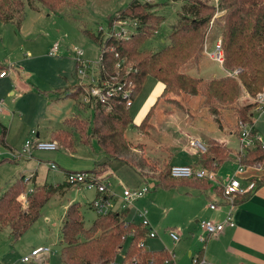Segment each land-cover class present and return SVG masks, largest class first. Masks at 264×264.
<instances>
[{"label": "rangeland", "instance_id": "rangeland-1", "mask_svg": "<svg viewBox=\"0 0 264 264\" xmlns=\"http://www.w3.org/2000/svg\"><path fill=\"white\" fill-rule=\"evenodd\" d=\"M131 1L66 0L57 12L48 11L39 4H36L39 10L32 9L25 4L24 17L20 25L15 21L0 23V66L2 65L0 68L7 72L5 77L0 78V107L2 109L0 111V192L17 179L20 173H24L25 178L30 176L28 183L22 180L26 189L32 187L34 191L37 190L36 188L39 186L32 182V172L35 169L38 180L40 183H45V187L54 185L58 180L61 181L60 174L47 169L46 162L49 161H53L63 168H69L68 170L95 168L97 164L104 161V154L96 147L94 139L91 141V145H86L80 142L82 138L75 130L70 131L71 134L66 137H59L54 133L70 130V127L68 128L64 122L70 117L77 118L79 122L83 123L91 119V109H89L91 101L83 93H79L77 98H74L69 94L76 92L77 89L66 88L70 86L69 84L87 81V78H83L78 72V68L76 69L77 51L82 52L81 58L91 64L88 73L97 76L101 47L94 37L100 34V38L106 39L115 17ZM187 1L141 0V2H149L151 5L146 11L154 12L161 17V21L156 25V31L142 42L143 50L158 51L167 45L171 26L177 22L182 6ZM201 1L213 3V0ZM216 13L220 14L216 16L214 23L209 27L203 47L197 52L196 59L188 62L187 67L183 69L191 75L204 77L202 78L204 81L220 78L226 72L231 71L207 55L208 51L213 50L214 43L220 39V22L223 11H216ZM123 28L127 31L126 34L133 33L131 25H125ZM120 29L121 27L117 26V30ZM55 44H58L59 47L56 55L51 56L49 51ZM196 67L199 70L197 73L195 72ZM161 91L162 85L159 81L152 77L145 79L129 109L133 123H139L144 119V111L147 110L150 102L161 96ZM262 91L264 92L263 89L260 92ZM63 93L64 96L61 97ZM181 94V98L185 101L191 95ZM198 95L197 101L200 109L193 110V117L201 119L202 126H205L204 131L211 130L210 127L213 128L216 125L214 119L217 114L203 102L202 94ZM256 95L250 96L244 93L242 95L243 104L253 102ZM65 96H70L73 99ZM162 97L166 99L165 101H169L167 105L179 107L174 104L175 97L173 98L170 93ZM77 99L78 106H76ZM179 103L182 106L179 108H183V103L181 101ZM217 105H215L216 110ZM261 106L262 111L255 112L256 122L259 120V113L264 112V100ZM230 109L232 110V108ZM231 110L223 111V113H227L224 119L230 123L231 128H234L233 120L236 115ZM77 111L79 112L76 113ZM190 117L192 118L191 115ZM196 120L193 122L195 123ZM260 123L258 121V127ZM3 127L6 129L5 136L2 133ZM32 130L35 133L38 132V138L41 141L50 140L54 134L59 140L60 149L53 152L32 149L30 156L14 157L26 140L36 139L35 135L31 134ZM262 140H264V135H262ZM136 142L137 140H131L130 145L136 148L134 145ZM68 145H73L72 150ZM134 153L142 156L140 151H134ZM143 159L145 164L140 169L131 168L119 160H112L110 167L103 166L98 170L93 168L90 171L95 173L101 181L110 176L105 181L106 185L109 183V189L117 195H121L124 188L134 189L143 185L155 184L153 179L144 181V177L153 176L156 178L163 172L164 153L154 154L153 160L148 162L144 157ZM176 161L174 160V162ZM262 165H264V161ZM234 168L230 162H224L217 167L215 172L219 175L218 178L224 180L227 175L233 173ZM26 189L24 188V190ZM193 195L201 197L195 203L197 211L204 210L208 206L205 193L193 190ZM92 196L93 191H70L62 198L57 194H52L40 208L39 217L19 238H13L8 227L0 229V264H22L21 258L24 255L30 253L33 248L44 245L50 247L51 250L47 264H63L60 256L63 246L61 225L65 218V209L71 200L79 203V213L82 215L83 224L85 227H89L97 218L96 212L89 207ZM173 197L174 193L162 186L151 187L142 199L134 203L128 216L133 218L137 224L139 220L141 221L139 212L146 210V218L158 232L155 238L147 236L143 239L144 248H140L141 251L166 250L170 255L160 264H167V260L169 262L173 260L174 264H191L190 252L196 251L203 244L198 243L196 235L193 236L195 223L193 222L192 230V224L184 210H174L172 216L168 215V212L164 214L163 209L169 211L176 207V200L172 206H169ZM173 226L180 233V241H177L176 244L173 243L166 231L167 228ZM129 241L130 238L124 241L112 261L117 264L139 263V258L136 255L123 261ZM149 260L148 256L144 258L146 263Z\"/></svg>", "mask_w": 264, "mask_h": 264}, {"label": "trees", "instance_id": "trees-1", "mask_svg": "<svg viewBox=\"0 0 264 264\" xmlns=\"http://www.w3.org/2000/svg\"><path fill=\"white\" fill-rule=\"evenodd\" d=\"M24 1L0 0V23L15 21L20 25L25 4L37 10L39 8L36 4H39L48 11L57 12L66 0ZM149 7L151 5L148 2L132 0L115 17L135 23V31L128 38L117 39L108 35L103 39L100 34L94 37L101 47V76L114 74L116 66L119 65V80L132 89L133 102L147 77L159 81L163 85L161 96L170 93L173 98H177H174V104L179 107H182L178 101L181 93H201L203 102L211 111L215 112L216 104L229 106L236 115L237 127L239 122L249 123L252 125L251 133L256 134L252 124V112L257 103L253 101L243 104L242 95L247 93L254 96L264 88V0H220L217 6L201 0H188L182 6L177 22L171 26L169 42L158 51L141 48L142 42L154 33L156 25L161 21L160 15L146 11ZM216 11H223L220 22L222 65L231 71L238 68L239 72L236 75L225 73L220 78L204 81L183 69L188 62L196 59L197 52L203 47L210 20ZM75 65L77 69L78 61ZM88 87V84L77 83L72 87L77 91L70 92L69 95L74 98L79 93L85 95ZM90 101L91 119L83 123L77 118H69L64 122L70 130L58 131L56 136L66 137L71 134L70 131L75 130L87 144L95 138L96 147L103 152L105 159L94 170L110 166L112 160H119L134 169L142 168L145 164L143 157L134 153L124 136L127 127L133 125L130 107L127 108L120 97L110 100L111 107L108 111H105L103 104L93 99ZM147 120L148 115L136 127L143 129ZM2 133L5 136L4 127ZM228 153L225 146L212 139L208 141L206 152L200 158V165L208 170H216V164L219 166L226 160ZM236 160L243 167H258L264 161V148L255 140L254 146L244 154L237 153ZM168 171L169 166H164L155 187L175 186L176 181L197 182L195 179L171 178ZM23 177L15 180L0 194V229L8 227L15 239L35 222L40 208L58 190L52 185L36 188L37 190L28 195L27 206L23 207L19 200L20 194L26 189ZM262 184L264 178L257 180L253 189ZM215 188L220 193L219 186ZM248 195L249 192L237 196L234 204ZM61 236L63 246L60 256L63 264H108L115 259L127 238L130 241L123 261L136 255L139 258L138 264H160L169 255L164 249L141 251L142 246L139 247L138 242L145 238L146 229L141 224L125 221L123 213L114 210L99 215L89 227H84L78 205L72 204L65 212ZM146 256L150 258L147 263L144 261Z\"/></svg>", "mask_w": 264, "mask_h": 264}, {"label": "crops", "instance_id": "crops-1", "mask_svg": "<svg viewBox=\"0 0 264 264\" xmlns=\"http://www.w3.org/2000/svg\"><path fill=\"white\" fill-rule=\"evenodd\" d=\"M0 71H5V70L1 69ZM195 72L196 73L199 72V70H197V67L195 68ZM198 77L204 78L202 76H198ZM76 84L77 83L69 84L70 86L66 88L71 90L72 87ZM162 91H163V85H162ZM181 95L182 94H180L178 98L179 101L183 103L184 105L183 108H179V107L175 108V106L173 105L174 106L173 107L171 104L167 105L169 104L168 103L169 101L168 100L165 101L166 99L163 98L162 96L155 99L153 102H150V104L146 108L147 110L144 111L145 114L144 118L146 117V115H148V123L144 126V128L138 129L136 127V125H138L140 122L133 123V125L127 127V129L124 132V136L129 143L131 140L134 141L137 140V142L134 144L136 148L130 145L131 149L134 151H140L142 156L146 159L147 162L153 160L154 154L164 153L165 154V159L163 164L164 166L166 165L170 166L174 164H189L193 166H201L200 158L202 154L206 152V146L208 141L213 139L218 141L221 145L225 146L229 150L226 160H224L222 163L230 162L231 165L235 167L231 175L236 174L237 178L238 175H240V178L238 179L241 181L243 185H247L248 183H250L253 185L254 188L257 180L264 178V165H260L258 167L247 166V167H243L241 171L237 170L238 162L236 160V155L239 146V131H237V127H236V118L235 120H233L234 128H231L230 123L228 121H225L224 119L225 116H227V113L226 114L223 113V111L229 112L231 110L230 107L218 105L217 110H215L214 112L215 114H217V116L214 119L216 125L213 128L210 127L211 130L204 131L205 126H202L203 123L201 122V119L198 117L196 118L193 117V110L200 109L197 101V98L199 99V95H190L188 96L186 101L181 98ZM63 96L64 93L61 95V97ZM65 97L72 98L70 96H65ZM78 102L79 101L77 99L76 106H78ZM153 103L154 105H152ZM89 109H91V113H92V104H91V108ZM260 110L262 111V109H258V108L253 109L252 124L257 135L262 139V135H264V112L259 113L258 121L261 122L259 124V127L257 126L258 121L256 122V118H255V112L256 111L260 112ZM178 111H182V112H178ZM78 112L79 111H77L76 113ZM190 115L192 116V118L190 117ZM194 120H196L195 123L193 122ZM54 134H52V138L50 140H56L58 142L59 140H57V137L54 136ZM36 135L37 137L39 136L38 132L36 133ZM93 139L95 140V138ZM196 140L199 141L205 147V152L198 151V149L192 145V142ZM80 142L86 145H91V142L90 144H87L82 140ZM68 147H70L72 150L73 145H68ZM174 160L177 161L174 162ZM50 162L53 161L46 162L48 170L50 169L48 165V163ZM56 165L58 168L57 170L54 171L57 174L61 175L62 180L61 181L58 180L54 183V185H52L53 187L58 188V190L54 194H57L60 198H62L70 191L71 192L93 191V196L89 201V207L95 211V209L91 205V201L96 196H98L99 193L95 190H84V189L79 190L76 187L67 184L65 180V173L72 170H68L69 168L66 167L63 168L59 164ZM219 166L216 165V169ZM93 168L94 167L81 169V170L90 171ZM109 172L111 173V171ZM215 173L217 175V172ZM23 174L24 173H20L17 176L18 178L15 180H18L19 178H21V176H24ZM32 176H33L32 177L33 184L39 186L38 188L43 186L45 187V183L43 182L40 183V181L38 180L36 169L32 172ZM229 176L230 175H227L225 179H227ZM109 177L110 176H107L105 180H103L102 182L106 184L105 181H107ZM158 177L154 178L153 176L152 177L147 176L144 177V181L145 179L146 181L149 179H153V181L156 184L159 181ZM225 179L224 180L220 179V180L225 182ZM15 180H13L10 184H12ZM10 184H8L6 188ZM175 184H176L175 186H169L164 188L174 193V197L172 198L169 206H172L175 200L177 205L175 208L172 209L169 208L170 209L169 211L165 209H163V211L164 214L168 212V215L172 216L174 210L182 209L186 212V217L189 219L190 223L192 224V230H193V222L195 223L193 236L196 235L198 243L203 245H200L196 249V251L190 252L191 264H192V257H199L204 259L205 264H264V184L256 187L255 189L252 188L253 190L249 191V195L244 200L240 201L234 206V208L232 209V219L234 222L233 226L225 225L224 229L221 232L213 236L207 237L205 242H201L198 238L200 234H203V231L199 226V222L201 220H211L214 222L223 221L229 211L228 204L221 199L219 195V190L215 188L216 187L215 184H210L209 182L206 181H197L195 183L188 181L187 182L176 181ZM106 186H107V192L105 196L109 198L111 202V209L116 211L117 213H123V219L125 221L136 223V221L133 218H130L128 216L130 214V209L135 202L142 199L148 192L141 198L135 200L131 204V206L129 205L127 207H123L122 194L117 195L111 189H109V183ZM6 188H4L0 192V194ZM193 190L200 193H205V197L208 202V206L200 212L197 211L195 203L199 201L201 197L197 195H193ZM211 202L217 203L216 209L209 208V203ZM72 204H77L79 209V203L74 202L72 200L68 202V206ZM68 206L66 207L65 212ZM98 216L99 215L97 214V217ZM140 222L141 221L139 220L137 224H141ZM151 227L154 229L152 225ZM175 229L176 228L173 226L172 228H167L166 231L168 235H169V231L175 232L179 237L178 240L179 242L180 233ZM155 232L156 235L151 238H155L158 235V232L156 230ZM190 234H192V232H190ZM173 243L176 244L175 241H173ZM168 254L170 255V253ZM171 262H172L171 264H174L173 260H171Z\"/></svg>", "mask_w": 264, "mask_h": 264}, {"label": "built area", "instance_id": "built-area-1", "mask_svg": "<svg viewBox=\"0 0 264 264\" xmlns=\"http://www.w3.org/2000/svg\"><path fill=\"white\" fill-rule=\"evenodd\" d=\"M219 0H213V3L207 2L210 5L217 6ZM220 13H215V15L210 20V27L214 22V19ZM125 25H131L133 27V33L135 30V23L130 22L126 19L116 18L113 23L110 25L109 36H113L117 39H126L130 34H126L127 31L123 28ZM117 26H120L121 29L118 31ZM58 44H55L51 47L49 55H56L58 50ZM206 49V45L204 47ZM78 58V72L82 75L83 78H87L86 82H80L88 84V90L86 98L88 100L93 99L95 102L103 104L105 111L110 110V100L115 98H121L124 100V104L127 108L132 106L133 103V91L132 89L125 86L119 79L120 68L119 65L116 66L114 74L110 76L103 77L101 76L100 67L97 76L88 73V69L91 68V64L81 58L82 52L77 51ZM207 55L220 65L223 61V50L221 47V39H218L214 43L213 50L207 52ZM100 66V61H99ZM239 72V69L226 72L229 75H236ZM7 75L6 71H0V77H5ZM264 90V88H263ZM264 100V92H259L254 98V102L257 103L256 108L262 109V104ZM1 105V102H0ZM0 107V111H1ZM239 146L238 154H244L249 148L254 146V141H258L260 146L264 148V141L256 134H252V125L249 123L239 122ZM32 135H35V140H26L21 149L17 150L14 157L20 158L22 156L32 155V149H37L41 151H55L58 150L60 145L56 140L41 141L37 137L36 133L32 130ZM192 145L198 149V151L205 152V147L199 141H193ZM50 169L57 170V165L53 162L48 163ZM243 166L238 163L237 170L241 171ZM168 174L171 178L174 179H195L197 181H206L216 186H219L220 197L225 201L229 206V211L223 221L214 222L211 220H201L199 226L203 231V234L198 236L201 242H205L207 237L213 236L221 232L225 225L233 226L234 222L232 219V209L234 208V199L239 196L248 193L252 190L253 185L248 183L243 185L241 181L237 178L236 174L230 175L224 181H221L214 170L205 169L202 166H193L189 164H174L169 166ZM30 176L23 178L25 183H28ZM66 183L76 187L77 189L84 190H95L99 193L92 201L91 205L95 209L98 215H104L111 209V202L109 198L105 196L107 192V186L102 182L92 171L86 170H72L65 173ZM155 184L143 185L134 189L124 188L122 192L123 207L131 205L135 200L144 196L149 192L151 187H154ZM33 192V188L29 187L19 196V200L22 203L23 207L27 206V197ZM209 208L216 209L217 203H209ZM146 210L140 211L139 215L141 216V225L146 229V236L154 237L156 235L155 230L151 227L149 220L145 216ZM169 235L173 241L177 242L179 240L178 235L169 231ZM143 239L139 241V245L143 247ZM50 247L48 246H39L33 248L30 253L24 255L21 258L22 264H47V261L50 257ZM167 260V264H169ZM108 264H117L115 261L109 262ZM192 264H205V260L199 257H192Z\"/></svg>", "mask_w": 264, "mask_h": 264}]
</instances>
